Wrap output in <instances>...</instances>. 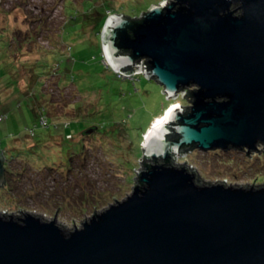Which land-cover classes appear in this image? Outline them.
Wrapping results in <instances>:
<instances>
[{
  "label": "water",
  "instance_id": "water-1",
  "mask_svg": "<svg viewBox=\"0 0 264 264\" xmlns=\"http://www.w3.org/2000/svg\"><path fill=\"white\" fill-rule=\"evenodd\" d=\"M100 36L114 71L141 70L187 104L151 120L130 193L79 227L0 212V264H264V183L202 182L176 161L264 145V0H161L109 14Z\"/></svg>",
  "mask_w": 264,
  "mask_h": 264
},
{
  "label": "rangeland",
  "instance_id": "rangeland-1",
  "mask_svg": "<svg viewBox=\"0 0 264 264\" xmlns=\"http://www.w3.org/2000/svg\"><path fill=\"white\" fill-rule=\"evenodd\" d=\"M148 1L161 0H0V72L8 74V87L0 86V149L7 166L0 212L29 211L70 229L130 193L143 133L154 117L187 99L166 98L143 73L132 80L106 67L101 29L98 36L88 14L105 3L108 15L137 16ZM21 67L33 70L31 81ZM10 69L13 77L20 69L18 79ZM34 105L47 124L34 115ZM176 161L196 169L202 182L264 183L262 143L248 154L196 147Z\"/></svg>",
  "mask_w": 264,
  "mask_h": 264
},
{
  "label": "trees",
  "instance_id": "trees-1",
  "mask_svg": "<svg viewBox=\"0 0 264 264\" xmlns=\"http://www.w3.org/2000/svg\"><path fill=\"white\" fill-rule=\"evenodd\" d=\"M151 4V2H147V4L145 5V9L149 6ZM109 8L107 7V5H105V3L104 4H101L100 6H97V7H95L94 8V13H89L88 15V23L90 22L91 24H92V27H91V29L92 30H94V32L99 36V31H100V29H101V27H102V25H103V23H104V21H105V19H106V17H107V15H108V12H109ZM100 49L102 50V48L100 47ZM102 53V52H101ZM102 57H103V54H102ZM103 60V59H102ZM105 65H106V67H108V68H110L111 70H112V68L109 66V65H107L106 63H105ZM20 69H25L26 70V72H29L30 73V75H29V77H25V78H27V80L28 81H31L32 79H33V70L31 69V68H29L28 69V67H26V68H24V67H21ZM20 69H17V71H15V74L17 75L18 73H19V70ZM5 71V70H4ZM117 76H119V77H121L117 72H115L114 70H112ZM2 72V71H1ZM0 72V86H6L7 85V83H8V81H5V76H7L8 74H5V72H2L1 73ZM9 72V74H12L11 73V69L8 71ZM141 74V73H140ZM1 75H3V78H1ZM16 75H15V77H13V74L11 75L12 77H13V79L15 78V79H18V78H16ZM136 75H138V74H136ZM135 76V75H134ZM133 76V77H134ZM133 77L131 78L132 80H133ZM121 78H126V77H121ZM30 86V85H29ZM6 87H8V85L6 86ZM38 101V100H37ZM34 104V103H33ZM39 106H40V104H38ZM38 106V107H39ZM39 109V108H37V105H34V110L36 111V112H34V115L37 117V118H42V117H44L45 119H46V124H47V122H48V117H46L45 115H44V112H42L43 111V109H39V110H36V109ZM164 110H165V108H164ZM47 111H49V110H47ZM47 115V114H46ZM84 132H87V131H84ZM68 135H70V134H68ZM71 136V135H70ZM194 148H196V147H192L191 148V150L192 149H194ZM4 167H5V179H4V182L5 181H7V175H6V172H7V166L4 164ZM1 185V184H0Z\"/></svg>",
  "mask_w": 264,
  "mask_h": 264
},
{
  "label": "built area",
  "instance_id": "built-area-1",
  "mask_svg": "<svg viewBox=\"0 0 264 264\" xmlns=\"http://www.w3.org/2000/svg\"><path fill=\"white\" fill-rule=\"evenodd\" d=\"M106 64L109 65L107 61H106ZM115 72H116V71H115ZM117 73H118V72H117ZM140 73H142L141 70H136V71L133 72V74H132L131 76H126V75H123V74H121V73H118V74H119L121 77H129V78H132L134 75H136V74H140ZM184 94H185V92L182 91L181 93H179L178 96L184 97ZM178 96H177V97H178ZM177 97H176V98H177ZM179 104H180V103H179ZM3 117H5V116L0 115V119L3 118ZM40 120H41L42 124H46V119H45L44 117L40 118Z\"/></svg>",
  "mask_w": 264,
  "mask_h": 264
},
{
  "label": "flooded vegetation",
  "instance_id": "flooded-vegetation-1",
  "mask_svg": "<svg viewBox=\"0 0 264 264\" xmlns=\"http://www.w3.org/2000/svg\"><path fill=\"white\" fill-rule=\"evenodd\" d=\"M5 182H3L2 184H4Z\"/></svg>",
  "mask_w": 264,
  "mask_h": 264
}]
</instances>
